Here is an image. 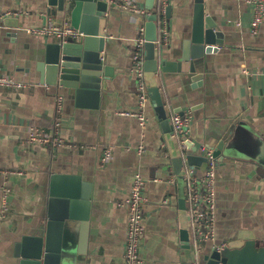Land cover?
<instances>
[{"label":"crops","instance_id":"obj_1","mask_svg":"<svg viewBox=\"0 0 264 264\" xmlns=\"http://www.w3.org/2000/svg\"><path fill=\"white\" fill-rule=\"evenodd\" d=\"M138 2L144 5V0ZM193 4L194 0H169L158 14L157 27L164 25V31L158 30L157 70L145 71V83L147 93L149 86H158L168 120L174 112L191 109L188 139L195 151L186 142L181 147L171 127L162 129L149 97L143 106L148 117L144 126L135 117L118 113L138 105L132 55L146 16L108 4L103 60L112 75L98 106L90 108L74 105L60 89L40 81L38 64L47 39L25 30L49 22L69 24L71 7L55 14L46 0H0V74L28 84L18 91L0 90V168L24 171L10 177V212L0 218V264H17L13 243L20 234L43 230L52 172L78 175L90 185L85 254L77 257L84 264H123L126 198L134 172L145 179L148 198L139 246L141 264H181L179 199L185 204L186 187L171 158L200 154L201 146L214 150L222 138L234 135L240 152L215 160L216 240H232L240 229L264 235V172H259L255 160L256 153H264V74L255 71L264 66L263 29L257 35L248 32L252 13L243 0H203L221 43L204 55L202 82L197 85L192 79L195 72L177 65L180 41L192 25ZM47 9L52 13L47 14ZM57 95L62 97L60 134L94 148L26 142L27 125L52 127ZM105 145L111 147L112 158L102 164ZM182 161V171L192 168L197 177L203 174L206 161L197 166ZM3 180L0 174V187ZM78 226L77 219L66 220L64 238L76 234ZM211 244L202 243L199 256L209 252ZM71 245L76 246L75 240Z\"/></svg>","mask_w":264,"mask_h":264},{"label":"water","instance_id":"obj_2","mask_svg":"<svg viewBox=\"0 0 264 264\" xmlns=\"http://www.w3.org/2000/svg\"><path fill=\"white\" fill-rule=\"evenodd\" d=\"M155 0H144V8L150 13L144 22L143 69L148 72L157 70L156 41L158 40L157 14L154 11ZM47 7H54L65 12L70 9L69 25L80 32L77 36L58 38L45 43L43 59L38 64L40 81L60 89L67 94L76 106L95 108L101 93L106 90V80L112 75L111 67L105 65L103 51L107 42L105 31L107 9L105 0H46ZM170 6L165 9L166 16ZM52 11L47 9V14ZM215 22L207 15L203 0H194L192 25L181 39L178 48L177 65L185 66L195 72L194 81L202 82L204 55L214 51V46L221 41L215 32ZM264 36V24H263ZM198 65V66H196ZM198 67V70L196 69ZM148 97L163 130L170 129L162 97L158 86L148 87ZM181 112V111H179ZM239 137V136H238ZM189 144V139L185 141ZM196 150L194 145L190 146ZM240 152V143L236 135L222 138L213 154L218 159L235 156ZM201 165L206 157L197 153H188L183 157L172 156L171 161L176 174H182L181 163ZM256 166L264 172V153L257 154ZM181 170V171H180ZM46 217L43 230L36 233H22L13 243V255L17 264H61L67 258V264H84L77 257L85 254L88 236V219L90 208V185L83 182L78 175L52 172L47 181ZM180 240L184 251L181 264H264V235H256L250 229H240L236 237L227 241L220 251L209 252L193 258L191 240L188 230V217L183 199H179ZM68 219L79 221L76 234L64 241V223ZM75 240L76 246H73ZM65 243V244H64Z\"/></svg>","mask_w":264,"mask_h":264},{"label":"built area","instance_id":"obj_3","mask_svg":"<svg viewBox=\"0 0 264 264\" xmlns=\"http://www.w3.org/2000/svg\"><path fill=\"white\" fill-rule=\"evenodd\" d=\"M107 4L122 10L131 12L134 15L145 17L150 13L149 9L140 5L138 0H105ZM169 0H157L153 6L155 13L160 14L164 5ZM251 8V19L248 25V32L251 35H257L262 31L264 24V0H243ZM157 3V5H156ZM158 26V25H157ZM164 31V25H159L158 30ZM27 33H33L45 37L48 41L68 36H77L80 32L72 28L69 24H58L49 22L40 27H26ZM144 26H139L136 45L132 55L133 70L136 77V87L138 89V105L133 110H120L121 115L131 116L138 119L139 124L144 126L148 117L143 111L145 101L148 99V93L145 83V70L143 69V43ZM158 40L156 43H158ZM256 72L264 74V66H258ZM27 83L17 80L10 75L0 74V90L18 91L25 89ZM56 115L53 125L49 129L40 128L33 125H27L26 142L29 145H48L52 147L68 145L73 147L94 148L93 145L76 144L66 140L60 134L62 97L57 95L55 98ZM192 111L186 107L181 112H174L170 116L171 133L178 138V143L182 147L188 139ZM143 146L139 145L137 151H142ZM200 154L206 157V166L200 177L194 173V169H183L182 178L186 187L185 212L188 217V230L191 240V253L193 258H197L202 250V243L210 241V249L217 251L226 247L227 241L216 240L215 222H216V189H215V164L216 157L211 148L200 147ZM112 158L111 147L105 145L102 147L100 162L108 163ZM24 173L22 169L0 168V174L4 180L0 187V218L7 217L10 212L9 197L11 193V176H20ZM148 202L145 194V179L139 172H134L129 192L126 198L127 217H126V235L122 250L123 264H141L139 255V246L144 233V224L142 222L144 208Z\"/></svg>","mask_w":264,"mask_h":264},{"label":"rangeland","instance_id":"obj_4","mask_svg":"<svg viewBox=\"0 0 264 264\" xmlns=\"http://www.w3.org/2000/svg\"><path fill=\"white\" fill-rule=\"evenodd\" d=\"M64 241H65V243L67 242V237L64 238ZM61 264H67V258L66 257H63V261L61 262Z\"/></svg>","mask_w":264,"mask_h":264},{"label":"trees","instance_id":"obj_5","mask_svg":"<svg viewBox=\"0 0 264 264\" xmlns=\"http://www.w3.org/2000/svg\"><path fill=\"white\" fill-rule=\"evenodd\" d=\"M157 1V0H156ZM156 5H157V3H156Z\"/></svg>","mask_w":264,"mask_h":264}]
</instances>
